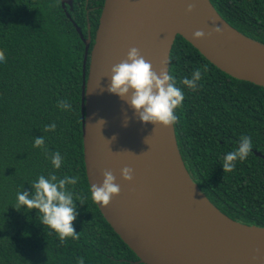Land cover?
Masks as SVG:
<instances>
[{"label":"trees","instance_id":"1","mask_svg":"<svg viewBox=\"0 0 264 264\" xmlns=\"http://www.w3.org/2000/svg\"><path fill=\"white\" fill-rule=\"evenodd\" d=\"M234 29L264 45V0H210ZM105 0H0V264H142L91 199L83 147V66L85 38L90 53ZM206 67V71H205ZM200 69L195 91L181 83ZM169 72L185 93L174 125L184 164L202 193L223 214L264 227V87L231 77L177 35ZM67 100L71 110L57 107ZM55 123V131L45 127ZM252 140L251 154L223 172L227 153L240 138ZM44 137V148L34 138ZM64 158L59 169L50 154ZM78 176L69 185L78 216L79 239L63 244L40 223L37 210L15 209L17 192L31 195L39 176Z\"/></svg>","mask_w":264,"mask_h":264},{"label":"water","instance_id":"2","mask_svg":"<svg viewBox=\"0 0 264 264\" xmlns=\"http://www.w3.org/2000/svg\"><path fill=\"white\" fill-rule=\"evenodd\" d=\"M73 7V0H61ZM195 10L188 14V3ZM207 4V5H206ZM209 8L211 11H207ZM238 36L264 47L230 26L210 0H105L90 53L91 36L85 38L83 66V147L88 182L102 184L105 170H111L120 195L104 207L102 215L142 264H264V227L246 225L223 214L192 180L182 159L174 125L170 127L173 152L184 172L182 189L170 183L163 171L158 150L163 141L159 129L144 124L128 103L110 94L111 67L123 60L132 47L151 62V39L165 27L174 29L167 47L160 53L163 69L169 71L173 45L180 35L210 63L231 77L264 87V70L245 66L246 53L222 55L226 51L219 36L207 37L209 16ZM215 20V19H214ZM215 20V21H216ZM203 30L206 37L192 35ZM127 125L125 126V118ZM103 119L105 124L97 123ZM115 137V139H113ZM256 155L264 158L258 152ZM134 170L132 182L121 178V170ZM259 250V251H257Z\"/></svg>","mask_w":264,"mask_h":264},{"label":"clouds","instance_id":"3","mask_svg":"<svg viewBox=\"0 0 264 264\" xmlns=\"http://www.w3.org/2000/svg\"><path fill=\"white\" fill-rule=\"evenodd\" d=\"M194 10L195 3H188L186 13L191 14ZM222 34V29L216 26L207 33V37ZM205 37L206 33L203 30H197L192 35V39L196 41ZM0 62H6L4 50H0ZM108 77L111 81L109 93L117 95L128 103L142 123H151L155 127L164 128L178 123L179 117L176 115V110L183 105L184 91L177 86L176 79L169 71L155 70L152 63L141 54L140 49L130 48L127 56L111 67ZM201 78V70L197 69L191 74V78L186 76L181 83L195 91ZM57 107L61 110H71V104L67 100H59ZM127 122L126 117L125 126ZM97 123L104 125L105 121L101 119ZM55 129L56 124L53 123L46 126L44 130L54 132ZM44 145V137L34 138V147L44 148ZM252 147L251 137L242 136L238 148L224 157L223 172L234 171L236 161L243 162L251 154ZM50 158L54 168L59 169L64 160L61 154L58 151L51 153ZM120 174L125 182L130 183L134 179V170L130 167H124ZM102 175V184L91 185V199L107 207L113 198L120 195L121 187L116 183V177L111 170H105ZM78 181V176L58 178L55 174L48 177L41 175L30 185L33 190L31 195L27 191L17 192L15 209L37 210L40 223L50 230L47 235L54 233L61 244L67 238L79 239L73 223L78 216L76 200H79L81 205L83 200L80 197L74 199L73 192L68 189L69 185L74 186ZM78 264H84V259L80 258Z\"/></svg>","mask_w":264,"mask_h":264},{"label":"bare ground","instance_id":"4","mask_svg":"<svg viewBox=\"0 0 264 264\" xmlns=\"http://www.w3.org/2000/svg\"><path fill=\"white\" fill-rule=\"evenodd\" d=\"M207 11L211 10L207 8ZM208 19V24L205 26L206 29L211 30L213 27L219 26L223 31V34L219 37L226 47V51L221 52L224 57L230 60L232 55L236 58L237 53H246L250 55V59L244 62L245 66L249 67L250 65H254L259 70H264V47L256 46L254 43L238 36L226 26H222L213 15H210ZM173 31L174 29L172 27H165L161 31L156 32V38L151 39V46L154 47L155 51L154 57L151 58V63L153 68L157 71L163 69L160 53L167 47ZM151 125L153 129H159L161 127H155L153 124ZM159 134L163 141L158 150L162 171L164 175L170 179V183L178 187L180 191H183L181 181L185 179V175L178 162L177 156L173 152L174 148L170 127L160 129Z\"/></svg>","mask_w":264,"mask_h":264}]
</instances>
